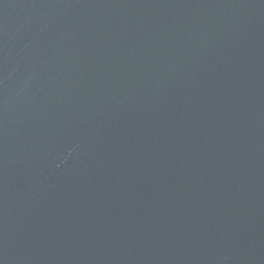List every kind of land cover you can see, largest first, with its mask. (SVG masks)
<instances>
[{
    "label": "water",
    "instance_id": "water-1",
    "mask_svg": "<svg viewBox=\"0 0 264 264\" xmlns=\"http://www.w3.org/2000/svg\"><path fill=\"white\" fill-rule=\"evenodd\" d=\"M0 264H264V0H0Z\"/></svg>",
    "mask_w": 264,
    "mask_h": 264
}]
</instances>
